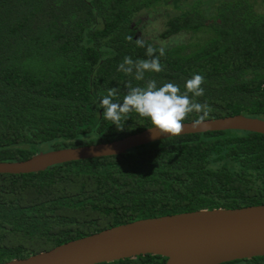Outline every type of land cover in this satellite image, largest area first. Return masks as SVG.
Segmentation results:
<instances>
[{
	"label": "trees",
	"instance_id": "trees-1",
	"mask_svg": "<svg viewBox=\"0 0 264 264\" xmlns=\"http://www.w3.org/2000/svg\"><path fill=\"white\" fill-rule=\"evenodd\" d=\"M179 1L0 0V162L151 128L136 113L123 131L102 116L103 96L115 87L114 102H122L129 82H173L183 92L200 74L205 91L196 99L212 109L206 120H264V0L218 2L210 11L194 2L159 33L162 40L186 37L164 47L163 71L147 72L143 81L118 71L125 56L148 59V45L160 48L146 39L137 46L143 18ZM259 205L264 135L243 131L182 135L124 155L0 174V264L137 220ZM165 261L147 255L108 264ZM224 264H264V257Z\"/></svg>",
	"mask_w": 264,
	"mask_h": 264
},
{
	"label": "water",
	"instance_id": "water-1",
	"mask_svg": "<svg viewBox=\"0 0 264 264\" xmlns=\"http://www.w3.org/2000/svg\"><path fill=\"white\" fill-rule=\"evenodd\" d=\"M223 131L264 135V120L235 115L205 120L198 127L189 122L182 135ZM171 137L175 136L147 128L109 143L39 152L26 160L0 162V174L38 173L68 162L124 155ZM147 255L165 258L164 264H224L264 257V205L137 220L3 264H108Z\"/></svg>",
	"mask_w": 264,
	"mask_h": 264
},
{
	"label": "clouds",
	"instance_id": "clouds-1",
	"mask_svg": "<svg viewBox=\"0 0 264 264\" xmlns=\"http://www.w3.org/2000/svg\"><path fill=\"white\" fill-rule=\"evenodd\" d=\"M128 39L131 40L132 37ZM136 44L145 47V42L141 38L136 39ZM157 51L159 55H156ZM165 53L164 47L157 50L148 45L146 50L148 59L133 61L131 57L125 56L118 66V71L134 75L135 80L143 81L145 73H159L164 70L160 58L165 56ZM203 84L204 77L200 74H194L186 80L183 92L180 86L173 82H165L159 87L155 80H148L144 86H133L129 82L122 102H114L118 89L113 87L103 96L98 107L103 109V118L111 121L118 131L124 130L125 121L130 118L129 114L136 113L139 117L149 120L151 128L161 135L178 137L183 133L184 122L189 114L193 112L200 114L199 118L193 121V127H198L212 111L206 102L200 103L196 99L204 95Z\"/></svg>",
	"mask_w": 264,
	"mask_h": 264
},
{
	"label": "rangeland",
	"instance_id": "rangeland-1",
	"mask_svg": "<svg viewBox=\"0 0 264 264\" xmlns=\"http://www.w3.org/2000/svg\"><path fill=\"white\" fill-rule=\"evenodd\" d=\"M197 1L202 3L205 10L210 11L216 3L232 0H181L178 2V5L170 2L168 7L161 6L158 11L150 13L143 18L145 27L143 31H140L141 38L150 40L153 44L160 47H170L181 43L185 40V36L178 35L167 40H162L158 37L159 33L164 29V24L167 18L177 16L181 10L189 8L192 3Z\"/></svg>",
	"mask_w": 264,
	"mask_h": 264
}]
</instances>
